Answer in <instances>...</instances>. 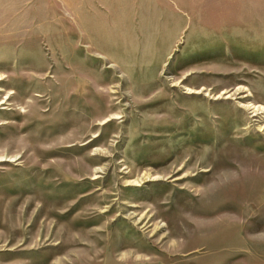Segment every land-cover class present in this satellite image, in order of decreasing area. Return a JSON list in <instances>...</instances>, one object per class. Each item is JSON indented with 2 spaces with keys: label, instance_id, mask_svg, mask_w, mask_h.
Returning <instances> with one entry per match:
<instances>
[{
  "label": "rangeland",
  "instance_id": "obj_1",
  "mask_svg": "<svg viewBox=\"0 0 264 264\" xmlns=\"http://www.w3.org/2000/svg\"><path fill=\"white\" fill-rule=\"evenodd\" d=\"M0 264H264V0H0Z\"/></svg>",
  "mask_w": 264,
  "mask_h": 264
}]
</instances>
